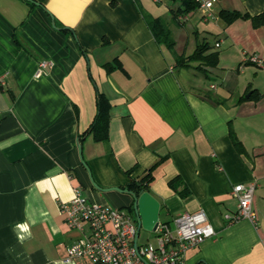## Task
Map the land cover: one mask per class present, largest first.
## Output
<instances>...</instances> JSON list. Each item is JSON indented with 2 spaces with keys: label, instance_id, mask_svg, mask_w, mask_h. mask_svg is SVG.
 Here are the masks:
<instances>
[{
  "label": "crops",
  "instance_id": "obj_1",
  "mask_svg": "<svg viewBox=\"0 0 264 264\" xmlns=\"http://www.w3.org/2000/svg\"><path fill=\"white\" fill-rule=\"evenodd\" d=\"M142 5L0 0V264H79L66 259L67 249L86 233L69 228L62 202L81 187L94 203L128 207L131 195L101 192L93 181L127 188L162 156L149 191L162 203V221L204 209L217 233L190 248L183 264H264V95L257 97L264 92V25L219 17L223 9L262 13L264 0H218L210 18L199 6L201 29L217 35L219 48L220 64L204 76H223L222 88L208 89L197 81L201 69L177 66L178 56L190 54L186 43L170 49L157 41ZM198 9L178 22L193 20ZM115 59L120 66L108 71ZM42 60L47 72L36 76ZM233 72L237 88L227 90ZM101 94L111 103L110 137L99 142L89 129ZM177 176L191 190L185 198L169 186ZM240 183L257 185L256 225L226 221L238 209Z\"/></svg>",
  "mask_w": 264,
  "mask_h": 264
},
{
  "label": "built area",
  "instance_id": "obj_2",
  "mask_svg": "<svg viewBox=\"0 0 264 264\" xmlns=\"http://www.w3.org/2000/svg\"><path fill=\"white\" fill-rule=\"evenodd\" d=\"M197 1L205 10L206 18L214 16L212 9L218 0ZM253 60L258 61L257 58ZM48 65L47 60L40 61L36 76L45 74ZM235 186L233 192L240 202L235 214L225 217L226 221L232 223L248 219L256 225L253 201L257 185L240 183ZM74 192L70 200L62 202L61 211L69 228L83 230L86 235L68 246V261L88 258L93 264H183L190 248L217 234L208 214L200 209L182 213L172 223L160 219L155 231L156 244L140 243L137 217L129 209L94 203L87 199L81 187H75Z\"/></svg>",
  "mask_w": 264,
  "mask_h": 264
},
{
  "label": "trees",
  "instance_id": "obj_3",
  "mask_svg": "<svg viewBox=\"0 0 264 264\" xmlns=\"http://www.w3.org/2000/svg\"><path fill=\"white\" fill-rule=\"evenodd\" d=\"M200 6L199 2L197 0H181L179 9H173L175 18L179 17L180 15L188 14L189 12L198 9ZM223 20L226 21L227 24H230L234 21H237L239 19H252V22L254 26L259 27L264 25V11L262 13H258L255 15H251L249 12H243L237 9L228 10L223 9L220 11V15ZM145 19L147 23H149V27L151 28L153 34L157 37V41L160 43H165L168 48L172 49L175 46V41L171 36L170 29L168 28L167 22H164V19L162 17H153L150 15H146ZM214 48L210 45V43L207 41H203L197 44L196 50H194L193 53L189 55L182 54L177 57L176 63L177 66L181 67H193L195 69H201L203 71H206L208 67H216L219 62V52L213 51ZM108 71H111L117 67L120 66L119 59H115L114 62H108L105 64ZM257 90H254L252 93V96L254 93H256ZM264 95V92L258 93L257 97H262ZM98 114L94 121V123L91 125V128L89 129L90 133L94 136L93 138L96 141H103L106 140L109 135V123H110V109H111V103L108 100V98L105 96V94L99 95V102H98ZM231 137L233 140V143L236 145L238 152H244V144L237 138L236 131L231 129ZM88 132V131H87ZM168 156H162L160 157L156 163H154L151 167L147 168L142 175L138 177H132L131 173L133 172V168L129 169L127 171V174L131 176L129 183H127L128 190H133L137 194L144 193V191H151L150 186L151 183L154 180V170H156L157 166L164 162V160ZM183 183V180L180 179V176H177L169 182V186L174 188L182 197H187L191 194V190L189 187ZM182 186V188H181ZM134 203L127 208L129 211H133Z\"/></svg>",
  "mask_w": 264,
  "mask_h": 264
},
{
  "label": "rangeland",
  "instance_id": "obj_4",
  "mask_svg": "<svg viewBox=\"0 0 264 264\" xmlns=\"http://www.w3.org/2000/svg\"><path fill=\"white\" fill-rule=\"evenodd\" d=\"M158 1V2H157ZM143 4V8L146 10L145 13L147 15L153 16H160L164 19V22H167L168 28L170 29L171 32V36H173L172 38L174 39V41H177L179 47L181 46L183 48V46L186 43L187 46V53H193L196 47L197 43L203 42L204 40L208 41L210 43V45L212 46V48H214L213 50H219V48L215 47V41L217 39V35L216 34H211V33H206L204 31H202V12L198 9L195 11V17L192 20L189 19L186 21H179L177 20V18H175L174 16V12L172 11L171 8L173 9H178V7L180 6L181 0H142ZM152 13V14H150ZM216 21L215 18H211V24H213V22ZM201 23V24H200ZM200 28V32H198V29ZM190 36V37H189ZM165 45V43H163ZM167 45H165L166 47ZM168 48V47H167ZM197 70V69H196ZM195 73L197 74V81H201L203 84V86L208 89L209 85L214 83L215 85L217 84L218 87H223V81H222V77L220 75H217L215 73L209 74V78L207 76H204L205 73H203V70H197L195 71ZM232 76L229 77V80L225 83L224 88H229V84H231L230 86H235L237 85V83L235 84V82H232V77L235 78L237 75L233 72L231 73ZM244 80V78H242V76H240V81L242 82ZM243 83V82H242ZM228 85V86H227ZM220 88V89H221ZM228 90V89H227ZM216 90L212 91V94L215 92ZM127 208V207H124ZM128 209V208H127ZM133 216L136 217V214L134 212V210L131 212ZM161 216V220L165 218V216ZM140 243H145V242H150L153 244H156V233L155 231H150V230H144L143 228L141 229V233H140ZM79 262V264H93L92 260H89L88 258H78L77 259ZM75 260V261H77Z\"/></svg>",
  "mask_w": 264,
  "mask_h": 264
},
{
  "label": "water",
  "instance_id": "obj_5",
  "mask_svg": "<svg viewBox=\"0 0 264 264\" xmlns=\"http://www.w3.org/2000/svg\"><path fill=\"white\" fill-rule=\"evenodd\" d=\"M80 156L82 158L83 164H85L86 168H88V164L85 163V160L82 156V147L79 146ZM94 186L99 189L101 192H108L117 190L119 192L127 193L129 196L131 195L133 198V207L134 212L136 214V221H137V236L141 233V229L150 230V231H157L159 225L160 216V209H161V202L156 199V197L151 194L149 191H144V193L137 194L133 190H128V188H121V187H112V188H100L97 183L93 181Z\"/></svg>",
  "mask_w": 264,
  "mask_h": 264
}]
</instances>
